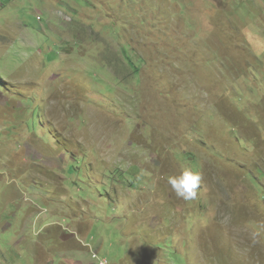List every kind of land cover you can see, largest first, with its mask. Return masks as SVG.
<instances>
[{
    "label": "rangeland",
    "instance_id": "374dc122",
    "mask_svg": "<svg viewBox=\"0 0 264 264\" xmlns=\"http://www.w3.org/2000/svg\"><path fill=\"white\" fill-rule=\"evenodd\" d=\"M0 264H264V0H0Z\"/></svg>",
    "mask_w": 264,
    "mask_h": 264
},
{
    "label": "clouds",
    "instance_id": "9594fccd",
    "mask_svg": "<svg viewBox=\"0 0 264 264\" xmlns=\"http://www.w3.org/2000/svg\"><path fill=\"white\" fill-rule=\"evenodd\" d=\"M203 177L191 168L184 167L178 175L169 176L167 184L171 187L177 198L192 201L197 198L202 187Z\"/></svg>",
    "mask_w": 264,
    "mask_h": 264
},
{
    "label": "built area",
    "instance_id": "2783aa9c",
    "mask_svg": "<svg viewBox=\"0 0 264 264\" xmlns=\"http://www.w3.org/2000/svg\"><path fill=\"white\" fill-rule=\"evenodd\" d=\"M103 263V262H102Z\"/></svg>",
    "mask_w": 264,
    "mask_h": 264
}]
</instances>
